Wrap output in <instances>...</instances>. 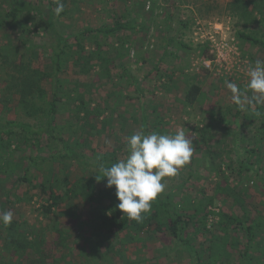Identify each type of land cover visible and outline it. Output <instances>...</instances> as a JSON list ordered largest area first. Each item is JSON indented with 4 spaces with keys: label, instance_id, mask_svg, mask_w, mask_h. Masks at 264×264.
Segmentation results:
<instances>
[{
    "label": "rangeland",
    "instance_id": "rangeland-1",
    "mask_svg": "<svg viewBox=\"0 0 264 264\" xmlns=\"http://www.w3.org/2000/svg\"><path fill=\"white\" fill-rule=\"evenodd\" d=\"M27 1L35 8L12 16L8 12L18 6L20 0H0V121L14 119L36 123L43 120L28 116L18 107L10 73H16L14 65L21 62L36 68L51 62V47L57 43V37L44 20L50 12L55 15L56 30L63 37L87 27L113 25L118 20L133 18L138 25L144 24V28L122 32L121 37L94 36L83 41L89 52L100 43L103 55L114 59L110 76L102 75L103 62L97 58L98 54L93 55L94 65L88 66V71H81L74 65V60L61 74L64 90L60 92L59 103L60 108L64 106L57 115V122L64 136L73 146L80 142L79 150L87 155L95 144L92 139L96 138L97 145L105 149L117 148L121 160L128 154V137L143 130L144 120H147V133L150 134L157 132L154 122L162 117L166 124H160L158 128H165L160 133L174 134L183 130L193 141L191 161L176 176L164 178L166 189L187 180L193 172L184 189L179 191L180 199L188 194L196 204L198 198L214 195L217 184L221 183L228 187L229 196L220 195L209 209L219 212L224 206L241 214L243 210L235 197L246 192L248 214L255 219L261 215L264 219V132L260 129L264 122V107L260 111L249 105L242 110L225 86L226 80L235 82L244 94L251 96L246 90L247 71L257 60L264 61V46L239 37L238 32L243 27L229 13L228 5L232 0H61L62 3L66 1L67 10L62 15L55 12V0ZM255 13L261 23L250 29L262 36L264 15ZM205 49L212 58H203ZM47 81L45 78L43 82L47 84ZM193 82L201 85L203 96L200 102L188 106L184 102L185 92ZM46 86L50 88L49 84ZM79 92L83 93L91 109L99 108L93 109L88 119L94 120L97 127L91 131L88 140L86 133L81 131L86 112L78 107L79 102L74 97ZM255 110L261 115L250 121L248 116ZM203 135L205 140H202ZM252 148L260 153L253 158L254 165L250 169L241 170V163L249 161ZM10 150L12 148L6 151L0 147V214L11 211L19 225L23 224L21 231H27L29 238L36 236L33 231L39 233L51 250L50 255L45 252L43 262L32 263L34 252L10 249L5 237L7 229L0 225V264H87V260L95 255L92 247L100 240L91 235V222L87 223L95 213L94 206L84 197H74L46 212L42 205L49 204V197L41 191L39 184L47 174L55 179L47 164L40 162L38 167L31 166L30 174L34 177H29L35 188L16 180L29 167L31 154L43 155L41 149L24 145L22 150ZM215 164L220 166L219 172L212 170ZM53 172L61 177L55 184L61 190L84 174L82 167L72 160L64 165L57 163ZM67 175L69 179L64 181ZM218 218L216 214L209 215L207 228L210 231L218 229ZM59 223L70 234L68 245L63 248L57 245L56 226ZM209 230L190 229L194 246L190 251L169 234L162 239L145 233L143 236L151 237L146 242L125 247L121 244L123 234L116 231L105 244L107 249L114 246L117 253L113 255L106 249L98 261L106 264L104 256H108L115 264L130 260L138 261L137 264H194L197 256L204 253L208 262L211 241L216 238ZM231 236L236 245L226 244L222 255H217L220 251L216 249L218 252H212L211 260L216 256L218 259L201 264H237L241 261L264 264V260L256 258L264 252V233L250 248L253 259L248 262L242 258L247 240L245 231H232ZM57 258L61 259L56 261Z\"/></svg>",
    "mask_w": 264,
    "mask_h": 264
},
{
    "label": "trees",
    "instance_id": "trees-1",
    "mask_svg": "<svg viewBox=\"0 0 264 264\" xmlns=\"http://www.w3.org/2000/svg\"><path fill=\"white\" fill-rule=\"evenodd\" d=\"M64 11L60 14H65L66 10V1L63 2ZM35 8L32 2L27 0H20L18 6L14 7L9 15L17 16L20 11L31 10ZM229 13L236 17L238 22L243 27V30L238 32L239 37L244 41H249L253 44L264 46V33L260 36L256 31L250 29V27L256 23H261V20H258V12L264 15V2L259 0H232L228 5ZM171 15V14H170ZM170 17V16H169ZM45 22L49 25L52 33L57 37V43L55 46L51 47L53 51V57L51 62L47 66L41 67H31L26 63L21 62L17 65H14V70L16 73H10L11 76V87L14 89V93L17 94L18 98V107L21 108L28 116H33L41 118L43 120L36 123H29L19 120H5L0 121V147L6 148V151L12 148L10 151H18L24 149L25 146H34L39 147L43 155L31 154L29 157V167L24 169L23 174L18 176L16 180L18 182H24L31 184L35 188V184H32L33 174H30V168L38 167L39 163L47 164V168L50 171V174L53 175L55 179H51L49 174H47L39 184L40 189L43 193L47 194L49 197V204L42 205L46 212H51L53 207L58 205L60 202L70 200L74 197H84L88 203H91L95 209L94 215L87 220V223L92 228V234L99 237L98 244H94L92 250L95 251V255L90 257L87 261V264H91L93 261L94 264H100L98 258H103L102 253L106 252L107 245L105 244L106 240L112 238L114 232L118 231L123 234L121 239V244L125 247L127 245L138 244V242H146L147 239L151 237L143 236L145 233L155 234L160 238H166L169 234L171 238H175L177 242L185 247V250H192L194 248L191 240L190 229L195 228L196 230H209L207 228V220L210 214H216L219 218L217 220L218 229L216 231H210L209 233L212 237L218 238L211 241L210 245V255L209 263L216 261L218 257H214L211 260L212 252L215 254L220 251L217 255H222L225 252V245L229 244L231 246L236 245L237 242L232 238V231H245L247 236L246 244L244 246V252L242 253V258L244 261L248 262L253 259V256L250 254V248L253 246L254 241L264 233V227L259 228L260 225H264V219L258 216L256 219L251 218L248 214L247 205L245 203L246 192L240 193L238 197H235V202L239 203L243 212L237 213L236 211H231V209L222 207L219 212L209 209L210 205H213L215 199L220 195L224 194L227 198L228 187L222 185L221 183L217 184L216 191L214 195L203 196L198 198L197 203L193 204L191 198L188 194L179 197L180 190L182 191L185 187L186 181L191 179L193 172L190 173V176L187 180L179 184H174L170 189H166L158 198L153 202L152 209L149 213L144 214V219L142 222H136L129 220L127 216L117 207L119 200L116 196L115 186L109 188L107 187V178L98 181L96 176L100 167L103 165L105 167H110L113 163L118 162L119 154L118 149L109 147H102L98 144V140L93 138V146L90 148L89 155L87 152L79 150L81 143L78 142L77 145L73 146L68 139L64 136L63 130L60 129V125L57 122V115L61 111L60 108V92L64 89V82L61 80L60 76L62 73H65L68 65L71 61L74 60L77 65L81 68V71L85 72L89 70V67H92V57L94 54H98L97 58L103 62V74L104 76L111 75L110 66L114 63V59L109 56L103 55L102 46L100 43H96V48L93 51L86 49V44L83 42L87 37H106L112 35H118L121 37L122 32L128 30H138L144 28V24L138 25L136 20L133 18L127 20H116L113 25H104L100 27H87L78 33H74L69 37H63L55 27V15L53 12L49 13V16L45 17ZM264 21V16L262 17ZM184 25L186 23L183 22ZM125 43V42H124ZM38 47V46H37ZM187 47V46H186ZM208 49V48H207ZM207 49L204 51L203 58H212V55L207 53ZM84 64V65H83ZM45 78H48L47 84L50 88H47V84L43 81ZM243 92V89H241ZM69 95L71 90L68 91ZM73 95V94H72ZM203 89L200 84L193 82L190 84L189 88L185 92L184 102L188 106H194L200 100H202ZM75 100L79 102L78 107L83 109L86 114L83 116L85 118V124L82 126L81 131L86 133V138L91 131L97 129L94 120L90 119L93 109L98 110V107H92L87 103L82 92H79L74 96ZM255 106L258 110L263 109V105H250ZM103 111V110H101ZM261 115V112L257 113L255 110L254 114H250L248 118L250 121L258 119ZM92 119V118H91ZM164 118L158 117L155 120V128L157 132L163 131L165 128L160 127V124H166L163 120ZM105 122H107L105 120ZM147 120H144L143 132L147 133ZM260 129L264 132V122ZM65 130V129H64ZM44 139H43V137ZM46 137V138H45ZM96 139V140H95ZM76 139L75 141H77ZM202 140H205L204 135ZM85 141L84 143H89ZM17 142V144H14ZM14 144V147H13ZM87 145V144H86ZM259 150L252 148L249 150V161H244L241 163L242 169H250L254 164L252 163L253 158L260 152ZM74 161L76 164L80 165L84 170V174L78 178L71 186L61 190L59 186L55 185L57 181L61 178L59 174L53 172V166L57 163L64 165L68 161ZM70 163V162H69ZM220 166L215 164V169L219 172ZM6 171V169L4 170ZM69 176L64 177V181H67ZM173 184V183H172ZM177 197L179 199L177 200ZM253 221V222H252ZM23 225V224H20ZM18 220L13 219V222L10 226L6 227V240L7 246L10 249H14L16 252L24 251L34 252L32 258V263L39 261H44V254L47 251L51 250L48 242L39 234L33 231L36 234L35 237L29 238L27 231H21V227ZM57 245L60 248L67 247V241L70 237L69 232L62 228V224H57ZM32 234V233H31ZM151 236V235H150ZM1 237V235H0ZM217 245L219 247H217ZM105 248V250H104ZM104 252H102V250ZM217 249V250H216ZM116 248L111 246L107 251H111L114 255ZM36 253V254H35ZM121 254V253H120ZM204 254V253H203ZM203 254L197 256V262L194 264L208 263L204 258ZM224 254V253H223ZM257 255L256 258L261 261L264 260V252ZM206 257V255H205ZM61 258H57L58 261ZM64 259V258H63ZM104 259L107 261L106 264H115L111 260L112 258L104 256ZM138 261L130 260L124 261L123 264H137ZM237 264H244L243 261Z\"/></svg>",
    "mask_w": 264,
    "mask_h": 264
},
{
    "label": "clouds",
    "instance_id": "clouds-1",
    "mask_svg": "<svg viewBox=\"0 0 264 264\" xmlns=\"http://www.w3.org/2000/svg\"><path fill=\"white\" fill-rule=\"evenodd\" d=\"M55 12L64 11L61 0H55ZM244 94L239 85L225 81L231 92L232 100L243 110L249 105H264V61L257 60L255 66L247 71ZM193 141L183 130L174 134L139 131L127 139L126 158L113 163L110 167L101 166L96 179L107 178V187L115 186L120 201L117 207L129 220L142 222L144 214L152 209L153 202L166 190L165 177H174L186 166L193 156ZM14 214L4 211L0 214V225L12 224Z\"/></svg>",
    "mask_w": 264,
    "mask_h": 264
}]
</instances>
